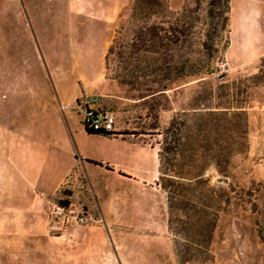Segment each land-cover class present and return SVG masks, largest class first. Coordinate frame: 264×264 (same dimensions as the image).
I'll use <instances>...</instances> for the list:
<instances>
[{"label": "rangeland", "instance_id": "374dc122", "mask_svg": "<svg viewBox=\"0 0 264 264\" xmlns=\"http://www.w3.org/2000/svg\"><path fill=\"white\" fill-rule=\"evenodd\" d=\"M49 1L53 6L57 3ZM45 2L0 0V121L23 107L32 111L56 108L50 76L69 73L85 90L102 97L114 112L113 128L120 127V133L133 134L137 141L157 150L169 146V139L160 133L172 119L184 135L187 128H195L196 112L214 111L219 104L240 107L246 124L245 146L233 152L227 182L246 188L251 182L264 181V82L250 86L247 80L244 91L242 81L256 74L264 59V0H227V9L223 0H215L212 7L209 0H164L168 11L165 18L150 21L184 26L189 42L185 55L209 65L210 74L173 78L165 91L157 93L159 79L145 77L141 52L132 49L140 46L136 40L138 21L129 17L133 0H126L125 16L114 24L115 33L108 40L114 51H104L99 68L93 66L96 57L92 47L101 36L85 31L53 32L60 28V19L53 13L47 19L41 10L43 18L35 15ZM71 21L75 26L85 24L83 19ZM203 41L211 47L208 57L198 52ZM233 82L238 89H233ZM220 85L232 87L231 102L220 98ZM205 176L210 177V184L226 186L211 166ZM64 199H51L49 207L52 201ZM261 199L259 193L251 198L256 211L249 204H230L218 213L209 243L211 257L205 262L179 260L167 225L156 233L116 231L113 245L93 230L84 232L83 225L61 233L44 225L33 231H0V264H264V245L257 225ZM45 216L42 213L43 223Z\"/></svg>", "mask_w": 264, "mask_h": 264}, {"label": "crops", "instance_id": "0c3cea01", "mask_svg": "<svg viewBox=\"0 0 264 264\" xmlns=\"http://www.w3.org/2000/svg\"><path fill=\"white\" fill-rule=\"evenodd\" d=\"M55 1L53 6L46 0L35 15L50 19L53 13L60 19L53 32L100 35L92 47L93 66L99 68L114 24L125 16L126 0ZM71 18L85 24L71 25ZM50 84L56 108L23 107L0 121V231L42 229L50 200L61 196L70 206L97 215L100 221L86 222L82 229L95 231L111 245L116 231H164L166 198L158 184L157 149L120 133V127L110 135L87 133L77 103L96 96L94 108L111 110L102 97L85 90L70 73L51 75Z\"/></svg>", "mask_w": 264, "mask_h": 264}, {"label": "trees", "instance_id": "16d2710c", "mask_svg": "<svg viewBox=\"0 0 264 264\" xmlns=\"http://www.w3.org/2000/svg\"><path fill=\"white\" fill-rule=\"evenodd\" d=\"M214 1L209 0V7L215 4ZM223 3L227 9V0H223ZM207 12L210 16V11ZM167 13L164 0H133L129 13L130 19L138 21L136 40L140 46H132V49L141 52V70L145 77L155 76L159 79V90L155 93L165 91L167 83L173 78L210 74L209 65L192 61L186 56L189 42L184 26L169 21H150L153 17L165 18ZM223 25H226L225 18ZM207 50L210 51L211 47L203 41L198 52L208 57L211 51L207 53ZM113 51L114 47L110 46L107 53L112 54ZM247 80H250V86L264 82V59L260 61L256 74L242 80L244 91ZM231 86L235 89L236 83L233 82ZM219 88L223 89L220 98L231 102L232 87L220 85ZM193 117L195 128H187L184 135L172 119L160 133L163 139H169V146H161L157 150L158 184L165 192L167 229L174 238L175 255L183 262L209 260V243L218 213L230 204H249L250 209L256 211L257 205L251 198L257 193L262 196L257 222L258 236L264 245V181L251 182L246 188L227 182L230 158L234 151L245 146L246 124L242 109L219 104L214 111L196 112ZM84 129L89 134H114ZM91 162L100 164L93 160ZM208 166L225 182V187L210 184V177L205 176ZM61 203L68 204L67 200Z\"/></svg>", "mask_w": 264, "mask_h": 264}, {"label": "built area", "instance_id": "2783aa9c", "mask_svg": "<svg viewBox=\"0 0 264 264\" xmlns=\"http://www.w3.org/2000/svg\"><path fill=\"white\" fill-rule=\"evenodd\" d=\"M99 101L98 97H85L81 103H77L82 111V125L89 131L111 133L114 130L115 116L111 110L94 108ZM100 221L92 213L82 208H76L69 204L64 205L54 200L50 203L45 227L52 232H60L68 226L83 225L86 222Z\"/></svg>", "mask_w": 264, "mask_h": 264}]
</instances>
